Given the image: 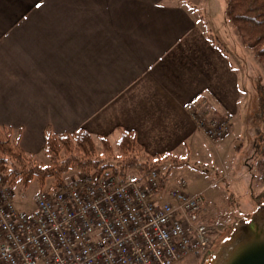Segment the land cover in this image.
<instances>
[{
    "label": "crops",
    "instance_id": "crops-1",
    "mask_svg": "<svg viewBox=\"0 0 264 264\" xmlns=\"http://www.w3.org/2000/svg\"><path fill=\"white\" fill-rule=\"evenodd\" d=\"M196 9L190 0H0V127L30 155L42 153L46 129H83L111 142L131 132L150 157L196 147L203 135L188 108L200 102L230 119L224 140L248 127L257 108L240 111L237 74Z\"/></svg>",
    "mask_w": 264,
    "mask_h": 264
},
{
    "label": "built area",
    "instance_id": "built-area-1",
    "mask_svg": "<svg viewBox=\"0 0 264 264\" xmlns=\"http://www.w3.org/2000/svg\"><path fill=\"white\" fill-rule=\"evenodd\" d=\"M203 137L216 144L230 119L210 117L206 103L188 108ZM152 169L79 175L58 191H41L29 213L14 205V190L0 175V264H179L199 257L211 242L203 220V193L186 184L166 195Z\"/></svg>",
    "mask_w": 264,
    "mask_h": 264
},
{
    "label": "rangeland",
    "instance_id": "rangeland-1",
    "mask_svg": "<svg viewBox=\"0 0 264 264\" xmlns=\"http://www.w3.org/2000/svg\"><path fill=\"white\" fill-rule=\"evenodd\" d=\"M190 3L197 8L192 11L196 12L199 25L208 36L217 40L237 74L240 111L242 107L243 111L257 108L248 127L238 123L226 140L214 145L199 135L195 148L167 155L157 168L164 177V195L178 189L182 182L186 184L187 194L203 193L204 212L207 214L205 221H214L206 222L216 232L212 236L214 246L208 258L204 259L203 254L189 256L179 264H206L229 237L233 224L248 219L256 206L264 203V166H259L261 158L253 144L264 134L263 114L260 112L264 106V72L251 50L243 47L237 32L228 23L227 0H190ZM34 160L41 166H46L48 162L43 153L34 155ZM77 176L76 173H69L65 182ZM39 192L34 181L23 194L14 191L15 207L26 213L33 211Z\"/></svg>",
    "mask_w": 264,
    "mask_h": 264
},
{
    "label": "trees",
    "instance_id": "trees-1",
    "mask_svg": "<svg viewBox=\"0 0 264 264\" xmlns=\"http://www.w3.org/2000/svg\"><path fill=\"white\" fill-rule=\"evenodd\" d=\"M226 18L237 32L243 47L251 50L264 72V0H227ZM209 40L223 52L217 41ZM261 109L264 124V106ZM118 133V140L111 142L102 136H92L83 129L63 135L53 134L46 129L42 153L48 162L46 166H41L36 164L34 155L21 150L18 133L0 127V175L17 194H23L33 181L40 192L58 191L69 173L98 176L104 171H111L122 179L127 174L139 175L157 169L159 163L167 158L150 157L137 143L133 133L123 130ZM255 151L261 158L259 165L264 166V134ZM159 187L160 190L165 188L163 176ZM210 232L211 242L203 252L204 259L208 258L215 243L212 236L216 232L212 228Z\"/></svg>",
    "mask_w": 264,
    "mask_h": 264
},
{
    "label": "water",
    "instance_id": "water-1",
    "mask_svg": "<svg viewBox=\"0 0 264 264\" xmlns=\"http://www.w3.org/2000/svg\"><path fill=\"white\" fill-rule=\"evenodd\" d=\"M206 264H264V203L248 219L237 221Z\"/></svg>",
    "mask_w": 264,
    "mask_h": 264
},
{
    "label": "flooded vegetation",
    "instance_id": "flooded-vegetation-1",
    "mask_svg": "<svg viewBox=\"0 0 264 264\" xmlns=\"http://www.w3.org/2000/svg\"><path fill=\"white\" fill-rule=\"evenodd\" d=\"M207 214H206V212H204V214H203V220L205 221L206 219H207ZM205 222H214L212 219L210 220H208V221H205Z\"/></svg>",
    "mask_w": 264,
    "mask_h": 264
}]
</instances>
